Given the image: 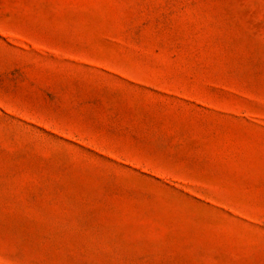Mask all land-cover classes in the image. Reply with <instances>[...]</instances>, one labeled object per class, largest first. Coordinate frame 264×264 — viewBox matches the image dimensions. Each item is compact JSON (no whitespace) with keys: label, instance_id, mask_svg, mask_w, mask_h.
<instances>
[{"label":"rangeland","instance_id":"1","mask_svg":"<svg viewBox=\"0 0 264 264\" xmlns=\"http://www.w3.org/2000/svg\"><path fill=\"white\" fill-rule=\"evenodd\" d=\"M0 264H264V0H0Z\"/></svg>","mask_w":264,"mask_h":264}]
</instances>
